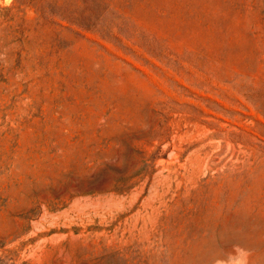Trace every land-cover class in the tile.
I'll list each match as a JSON object with an SVG mask.
<instances>
[{
    "label": "rangeland",
    "instance_id": "rangeland-1",
    "mask_svg": "<svg viewBox=\"0 0 264 264\" xmlns=\"http://www.w3.org/2000/svg\"><path fill=\"white\" fill-rule=\"evenodd\" d=\"M0 264H264V0H0Z\"/></svg>",
    "mask_w": 264,
    "mask_h": 264
}]
</instances>
